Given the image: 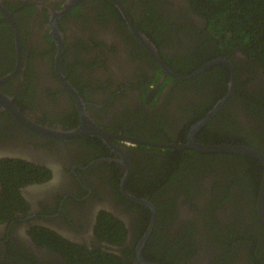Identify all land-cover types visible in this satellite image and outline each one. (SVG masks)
I'll list each match as a JSON object with an SVG mask.
<instances>
[{
    "label": "flooded vegetation",
    "instance_id": "1",
    "mask_svg": "<svg viewBox=\"0 0 264 264\" xmlns=\"http://www.w3.org/2000/svg\"><path fill=\"white\" fill-rule=\"evenodd\" d=\"M116 1L172 73L192 76L164 75L112 0H0V93L14 113L0 105V264H76L79 250L93 264H258V189L221 204L212 194L219 176L226 195L212 156L238 154L177 146L227 94L226 65L198 71L224 58L234 93L195 140L264 152V75L237 51L212 56L189 1ZM81 105L104 135L39 132L74 131ZM188 151L198 167L167 161Z\"/></svg>",
    "mask_w": 264,
    "mask_h": 264
},
{
    "label": "trees",
    "instance_id": "2",
    "mask_svg": "<svg viewBox=\"0 0 264 264\" xmlns=\"http://www.w3.org/2000/svg\"><path fill=\"white\" fill-rule=\"evenodd\" d=\"M186 1H189V6L191 7L193 13L196 14L200 20V23L203 25V28H197V33H201L200 36H209L215 39L216 44L214 45L215 48L212 56L216 57L218 55L217 52L223 50H232L231 52L237 51L242 57L245 58L247 62L253 65L254 68H259V72H262L264 75V0ZM182 26L186 27V25ZM189 32L190 31L188 30V33ZM203 33H205V35ZM200 51L201 46L199 52ZM237 72L241 74L238 70ZM240 88H242V86L238 84L237 91L240 90ZM207 110V108H203L200 110L198 115L205 114ZM198 140L199 142H204L201 139ZM188 152V155H183L181 153L173 158L166 156V158H168L167 161L173 165L192 164L195 167H198L199 165L197 166L191 162V159L194 156L193 151ZM235 156L236 158L231 157V155L215 154L211 158L213 159V165H216L217 157L222 158V160L218 162V170L220 173L219 175H222L226 184L222 185L223 192L226 195H223L220 192L217 194L216 188L219 185L218 181L222 180L221 177H217L218 181L215 179V186L211 185L213 188L212 194H214L216 198L220 200V204L223 201V196L229 197V201L232 199L245 198L248 196V193L255 197V193L258 189V183L261 180L260 177L263 172V166H259V162L257 160L255 161L253 158L247 156ZM206 157L207 155H203L204 159H206ZM237 159L240 161L239 163H237ZM204 169L207 170L205 167ZM242 188L244 189V192ZM200 216H202V214ZM250 216L254 217L252 206ZM210 219L215 221V218L213 217ZM196 230L195 235H198L199 230ZM236 235L238 234L232 228L228 229L229 237H234ZM259 241L260 239L258 238L256 242H251L249 248ZM79 252L80 250L77 251V253H75L73 256L76 264H93L95 260L93 253L88 251L85 253ZM235 256V252H230L228 254L227 261H232ZM253 256L258 260V264H263L264 256L262 255L261 251L253 249Z\"/></svg>",
    "mask_w": 264,
    "mask_h": 264
},
{
    "label": "water",
    "instance_id": "3",
    "mask_svg": "<svg viewBox=\"0 0 264 264\" xmlns=\"http://www.w3.org/2000/svg\"><path fill=\"white\" fill-rule=\"evenodd\" d=\"M116 4V6L120 9L124 19L126 20L128 27L130 28L131 32L142 42V44L145 46V48L158 60V64L162 69V72L164 75H169L175 78L179 79H187L191 76H185V77H179L172 73L159 59L158 56L156 55V52L154 50L153 44L146 39L143 35L139 34L134 27L132 26L131 23V18L126 12V10L121 7V5L116 1L112 0ZM72 3V1H71ZM216 63L224 64L226 65L231 72V80L228 84V92L227 94L222 98V100L218 101L216 105L213 107L210 112H208L205 116H203L200 120H198L193 128L192 132L189 136L188 142L186 145H181L178 144L177 147L179 148H193L197 151L201 152H222V153H234L242 156H247L253 159H256L260 164L263 166V172L261 176V183L258 188L257 192V200H256V214L257 217L260 221V223L264 226V152L256 149L255 147L248 146V145H239V144H231V143H225V144H215V145H207L205 143H201L197 140H195V136L197 132L212 118V116L215 115V113L218 111V109L223 105L225 101L231 98L232 94L234 93L235 90V85H236V72L235 69L233 68L232 64L230 61L227 59H216L213 61H209L208 63L204 64L201 68H199L198 71H202L203 69L208 68L211 65H214ZM8 77H4L0 80V86L2 85L3 82L7 80ZM10 99V98H9ZM6 96H4L2 93H0V105L6 109L9 113L14 114L12 111L11 103ZM77 103H79V99L76 97ZM79 110L81 114L83 113L82 105L79 107ZM85 120V122H84ZM81 125L77 129L71 132H66V133H61L60 131H54L51 129H45V128H39V132L42 133H52V134H64V138L68 139H75L87 134H94L95 136H100L104 135V132L96 128V126L92 125V122L89 121L84 114L81 115ZM20 122L23 123V117L21 116ZM45 131V132H43ZM63 136V135H62ZM160 146H165L168 147L171 144H159ZM172 147H175V145H171ZM128 173H126L127 176ZM224 179V178H223ZM218 180V179H217ZM220 182V181H219ZM150 230V227L148 228ZM144 246V239L139 243L138 249L142 248Z\"/></svg>",
    "mask_w": 264,
    "mask_h": 264
}]
</instances>
